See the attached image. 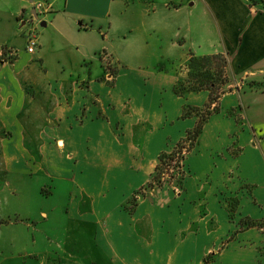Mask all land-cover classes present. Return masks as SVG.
Listing matches in <instances>:
<instances>
[{"label": "crops", "instance_id": "1", "mask_svg": "<svg viewBox=\"0 0 264 264\" xmlns=\"http://www.w3.org/2000/svg\"><path fill=\"white\" fill-rule=\"evenodd\" d=\"M3 51L0 264H264L258 0H0ZM217 54L228 89L152 188L210 104L188 63Z\"/></svg>", "mask_w": 264, "mask_h": 264}, {"label": "trees", "instance_id": "2", "mask_svg": "<svg viewBox=\"0 0 264 264\" xmlns=\"http://www.w3.org/2000/svg\"><path fill=\"white\" fill-rule=\"evenodd\" d=\"M212 61H217V70H218V76H222L225 75V67L227 66V60L225 57H223L222 55H212V56H200V57H195L193 56L191 58V60L188 63V67H189V71L190 74H194L197 73V75L199 76H203L204 81L201 83L199 82L197 85H192L191 83L188 85V87H185V85L183 84L182 89L188 90V89H202V88H208L211 91V96H210V104L208 106V109L206 111V113H202L201 115V120L199 122V124L197 125V127L193 130L188 132L187 136H186V140H182V144H178L179 147L184 146V144H188L190 147H192V145L194 144L195 139L197 138V136L199 135V133L201 132L202 129V124L203 122L206 120V118L208 117V115L211 112L210 107L216 103L218 101V99L221 97L219 94L217 95V91H219V89L221 88V86L219 85V79H217V70L215 66H212ZM215 69V71L213 72L212 70ZM195 70H197V72H194ZM213 74L215 76H213ZM196 76V74H194ZM196 79V78H195ZM180 91V90H179ZM224 93V92H223ZM211 105V106H210ZM217 107V106H216ZM216 109V108H215ZM171 153L165 152L162 153L160 159L161 162H166L168 158L171 157ZM161 164V163H160ZM160 166V165H159ZM157 167L156 173L153 177L152 182L150 183V187L153 185L154 180H158L159 178V173H160V167ZM182 178H180L181 181Z\"/></svg>", "mask_w": 264, "mask_h": 264}, {"label": "built area", "instance_id": "3", "mask_svg": "<svg viewBox=\"0 0 264 264\" xmlns=\"http://www.w3.org/2000/svg\"><path fill=\"white\" fill-rule=\"evenodd\" d=\"M36 8L38 10L46 11L47 6H45L42 2H38ZM39 45V35L36 29H32L28 35V51L34 52ZM191 147L188 144H184V146L179 147L178 144L176 147L168 153H171V157L167 159L166 162H161L160 173L158 180H154L152 188L160 187L165 184L174 185L175 181H180V178L184 176V162L187 153L190 151ZM176 191H179L178 186L175 187ZM146 193V188L139 190L135 198L139 199Z\"/></svg>", "mask_w": 264, "mask_h": 264}, {"label": "rangeland", "instance_id": "4", "mask_svg": "<svg viewBox=\"0 0 264 264\" xmlns=\"http://www.w3.org/2000/svg\"><path fill=\"white\" fill-rule=\"evenodd\" d=\"M259 1V3L260 4H262V5H264V0H258ZM15 57V54H8V52H6V51H3L2 52V55H0V60H5V61H8V60H12L13 58ZM217 61L215 62V61H212V66H215L216 67V70H217ZM190 69H189V67L187 68V76H186V81L184 82V84H185V87H188V85L191 83L192 85H197L199 82H203L204 81V78H203V76L201 77V76H199V75H197V73H194V74H196V76L194 75V74H190V71H189ZM213 72L215 71V69H213L212 70ZM194 72H197V70H195ZM219 74H218V70H217V79H219V85L221 86V88L219 89V91H217V95L219 94L220 96H221V94H223V92H225L227 89H228V80H227V77H226V75H222V76H218ZM213 76H215L214 74H213ZM196 78V79H195ZM213 107L215 106L214 104L212 105ZM207 109H208V107L207 108H205L204 109V111H203V113H206V111H207ZM187 139V138H186ZM186 139H184V140H186ZM183 140V141H184ZM183 141H180L178 144H182V142ZM171 152V151H170ZM160 167V166H159ZM183 178V177H182ZM58 216H59V214L58 213H56L55 214V217L57 218V220L56 221H59V218H58ZM56 233L58 234L59 233V235L61 236V237H63V235H62V228L61 229H59L58 231H56ZM38 247H42V246H38ZM63 247L64 248H66L67 247V245H63ZM70 245H68V249H70ZM71 252V251H70ZM71 253H73V252H71ZM49 264H53L52 262L51 263H49ZM59 264H76L75 262H73V261H70V259L67 257V258H65L63 261H61V262H59Z\"/></svg>", "mask_w": 264, "mask_h": 264}]
</instances>
